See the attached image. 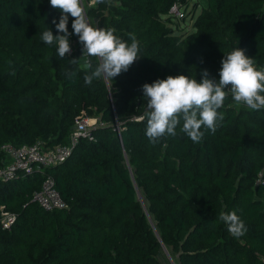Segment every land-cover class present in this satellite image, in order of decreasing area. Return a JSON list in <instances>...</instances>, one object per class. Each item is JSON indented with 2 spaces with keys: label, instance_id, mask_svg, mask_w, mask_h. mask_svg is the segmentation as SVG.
I'll use <instances>...</instances> for the list:
<instances>
[{
  "label": "trees",
  "instance_id": "trees-1",
  "mask_svg": "<svg viewBox=\"0 0 264 264\" xmlns=\"http://www.w3.org/2000/svg\"><path fill=\"white\" fill-rule=\"evenodd\" d=\"M94 1L87 19L128 44L134 35L140 59L89 85L86 65L99 59L82 56L77 35L64 58L41 39L48 29L62 34L52 23L60 10L49 0H0V147L68 144L78 119L104 122L43 170L65 207L32 200L41 172L0 182V206L16 215L9 229L0 225V264H160L161 245L174 264H264V108L238 105L229 92L215 134L202 129L194 143L181 122L153 144L142 92L169 75L199 81L207 70L218 81L236 48L264 68V0H204L185 32L175 31L184 17L172 26L166 15L175 0ZM7 163L0 148V167ZM232 211L246 225L239 238L219 220Z\"/></svg>",
  "mask_w": 264,
  "mask_h": 264
},
{
  "label": "clouds",
  "instance_id": "clouds-1",
  "mask_svg": "<svg viewBox=\"0 0 264 264\" xmlns=\"http://www.w3.org/2000/svg\"><path fill=\"white\" fill-rule=\"evenodd\" d=\"M50 5L60 10L57 23L53 19L60 35L45 30L41 39L48 45L55 44L60 58L71 52L69 37L75 34L83 45L82 56L95 57L99 63L93 68L89 61L86 67L90 70L84 80L86 84L99 78L113 80L139 58L140 46L134 35L131 43L114 35L113 29L93 27L87 19L81 0H49ZM98 3L103 0H97ZM69 16L73 19L72 30H68ZM76 64L75 58L71 61ZM74 73H69V76ZM201 80L185 75L157 79L142 86L143 97L147 98L146 136L155 144L165 135L176 136L177 127L194 143L204 136L202 129L215 134L222 125L224 116L218 112L224 105L229 92L239 105L258 111L264 108V68H257L255 61L245 55L244 50L236 48L221 61L219 80L209 78L204 70ZM227 90V91H226ZM219 220L227 225L229 233L239 238L247 231L246 225L236 211L220 213Z\"/></svg>",
  "mask_w": 264,
  "mask_h": 264
},
{
  "label": "built area",
  "instance_id": "built-area-1",
  "mask_svg": "<svg viewBox=\"0 0 264 264\" xmlns=\"http://www.w3.org/2000/svg\"><path fill=\"white\" fill-rule=\"evenodd\" d=\"M86 1H88L89 5H93L95 2L94 0ZM182 8L179 0H175L169 7L168 14L166 15L175 20L181 19L184 17ZM134 119L138 120L140 117H134ZM101 126H104V122L98 117H84L76 121L70 133L68 144H58L45 148L41 147V143L39 142L21 146H15L10 143L1 145L0 148L9 158V163L0 167V182L12 180L23 174L30 175L34 172H41V185L38 190L34 191L32 200L48 211L65 207V202L56 188L54 177L43 172V170L65 161L71 155L79 138L87 137L88 139H92L91 130ZM113 130L119 133L120 126L118 122L113 127ZM15 219L16 215L13 212L5 210L3 206H0V225L3 229H9Z\"/></svg>",
  "mask_w": 264,
  "mask_h": 264
},
{
  "label": "rangeland",
  "instance_id": "rangeland-1",
  "mask_svg": "<svg viewBox=\"0 0 264 264\" xmlns=\"http://www.w3.org/2000/svg\"><path fill=\"white\" fill-rule=\"evenodd\" d=\"M204 3H205L204 0H186V4L185 5L184 4H180L181 7H183L182 8V12H183V15H184V20L178 21L179 28H177L175 31H177V32L178 31H181V32L192 31L193 30V28L191 26L192 18H191V15L189 16L187 14L189 13V11H191L193 13V17H195V15L200 10V4L203 5ZM81 4L84 7V10H85V13H86V7L89 6L88 1L83 0ZM171 21H172L171 25L174 26L175 23H176V20L172 19ZM89 22L94 27V23L92 21H89ZM240 105H242V104H240ZM157 257H158V260H159L160 264H171L163 250H161L159 252Z\"/></svg>",
  "mask_w": 264,
  "mask_h": 264
},
{
  "label": "water",
  "instance_id": "water-1",
  "mask_svg": "<svg viewBox=\"0 0 264 264\" xmlns=\"http://www.w3.org/2000/svg\"><path fill=\"white\" fill-rule=\"evenodd\" d=\"M161 247H162V250L164 251V253L166 254L167 258L169 259L170 263H171V264H174V263L172 262V260L170 259V257H169V255H168L167 251L165 250L164 246L161 245Z\"/></svg>",
  "mask_w": 264,
  "mask_h": 264
}]
</instances>
